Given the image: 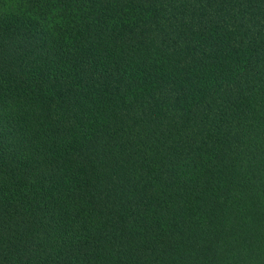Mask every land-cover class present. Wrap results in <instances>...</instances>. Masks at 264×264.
Masks as SVG:
<instances>
[{"label":"trees","instance_id":"trees-1","mask_svg":"<svg viewBox=\"0 0 264 264\" xmlns=\"http://www.w3.org/2000/svg\"><path fill=\"white\" fill-rule=\"evenodd\" d=\"M0 264H264V0H0Z\"/></svg>","mask_w":264,"mask_h":264}]
</instances>
